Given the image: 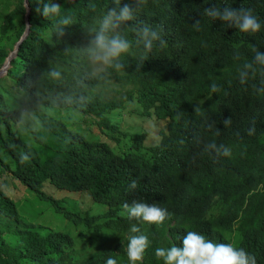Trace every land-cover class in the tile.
<instances>
[{"label":"trees","instance_id":"1","mask_svg":"<svg viewBox=\"0 0 264 264\" xmlns=\"http://www.w3.org/2000/svg\"><path fill=\"white\" fill-rule=\"evenodd\" d=\"M0 3V69L11 52L0 77V149L10 159H0V264H106L109 257L129 264L126 247L136 221L121 215V206L133 201L156 203L169 213L161 225L137 224L150 241L139 264H163L155 249L181 246L187 231L232 243L264 264V84L258 73L253 78L244 69L250 61L260 67L252 49L264 53V0H147L141 5L121 0V6L130 3L135 9L134 19L119 29L132 47L122 70L105 72H94L85 50L102 17L110 9L119 11L115 0ZM47 3L61 5L59 16L42 15ZM212 5L252 9L261 30L242 33L211 20L203 12ZM65 16L68 25L60 23ZM195 19L201 21L199 31L193 28ZM144 24L160 33L163 47L157 41L145 51L138 35ZM54 71L59 78L52 77ZM241 72H247L245 84ZM4 77L13 80L21 107L8 105ZM213 82L217 93L211 92ZM126 102L166 121L157 142L145 144L146 133L122 130L105 117L95 120L100 138L89 139L67 130L55 114H36V140L41 142L43 133L56 139L55 149L40 145L42 156L17 131L26 105L99 117ZM227 118L231 123L225 126ZM223 147L231 149L230 156L217 154ZM22 154L30 156L24 164ZM133 179L137 188L129 191ZM45 183L85 191L91 205L103 206L63 209L45 195ZM23 188L83 229L75 236L54 229L41 235L17 209L13 195ZM78 241L84 243L77 247Z\"/></svg>","mask_w":264,"mask_h":264},{"label":"clouds","instance_id":"2","mask_svg":"<svg viewBox=\"0 0 264 264\" xmlns=\"http://www.w3.org/2000/svg\"><path fill=\"white\" fill-rule=\"evenodd\" d=\"M115 2L119 7V11L115 8L110 9L107 14L102 17L98 29L95 30L94 38L90 41L85 50L94 72H105L110 68H114L117 71L122 70L124 68L122 59L129 54L132 47V42L126 38V36L122 35L119 29L122 25L134 19L135 9L130 3H123L121 6V0H115ZM135 2L137 5H141L145 4L147 0H135ZM36 11L39 13L40 8L38 7ZM60 11L61 5L59 3H47L44 4L42 15L45 18L59 16ZM203 15L213 21H223L224 25L227 27L236 28L242 33L255 34L261 30V23L250 8L218 7L212 5L204 9ZM60 23L68 25L71 23V20L65 16L61 19ZM200 25L201 21L195 19L193 28L199 31ZM138 35L143 42L146 52L152 50L154 42L159 41L160 46H164L165 42L161 39L160 33L148 24H144L143 27L138 30ZM252 51L255 54L254 63L258 64L260 67L259 69L254 68L253 62L250 61L244 64V69L251 70L253 78H255L258 73L261 77V83L264 84V53H261L255 47ZM10 55L11 52L7 57L8 60L4 67H7ZM51 75L54 78H59L60 73L54 71ZM245 76H247V72H241V84L247 82L244 79ZM210 87L212 93L220 91V88L215 82H213ZM23 121L24 116L22 115L21 123ZM230 123V118L224 120L225 126H228ZM123 130L127 131L124 128ZM252 134H254V128L249 131V135ZM213 147H215V145H213ZM217 154H222L225 157L230 156L231 149L223 147L222 152L218 150ZM19 160L21 164H24L30 160V156L28 154H22ZM136 188L137 181L133 179L130 181L128 189L132 191ZM121 208V215H126L130 221H136L129 229L131 234L128 236L126 254L129 264H139L150 246V241L147 235L141 233L137 224L161 225L168 218L169 213L166 208H162L156 203L148 204L140 201H133L131 204L124 203ZM71 210L78 211L74 208ZM70 234L75 236V234ZM155 257L162 260L163 264H256V258L243 248H238L232 243H214L212 240L206 239L204 235L196 231H187L182 238L181 246L173 245L167 248H156ZM106 264H117V260L109 257L106 260Z\"/></svg>","mask_w":264,"mask_h":264},{"label":"rangeland","instance_id":"3","mask_svg":"<svg viewBox=\"0 0 264 264\" xmlns=\"http://www.w3.org/2000/svg\"><path fill=\"white\" fill-rule=\"evenodd\" d=\"M1 5L2 4L0 3V6ZM1 44L2 42L0 45ZM4 47L8 48L9 45L7 44ZM8 64L9 63H7V67ZM7 67L1 68L0 77L6 75L5 71ZM2 82V85L6 88L5 98L8 105L12 108L17 106L18 108L21 107L22 96L15 88L13 80L8 77H4ZM36 114H55L56 116L54 117L58 118L67 130L71 132L76 131V133L89 139H96L97 137L100 138V135L95 132V120L97 118L100 119L105 117L111 122L117 123L122 130L124 128L130 132L146 133L145 144L155 143L158 141L159 130L163 129L162 126L165 125L166 122L165 120H156L153 116L146 114L142 107L135 102H126L125 106L114 108L99 117L84 114L75 109L52 111V109L42 107L33 109L32 107L26 105L21 110V116H24V121L22 123H17V131L19 135L38 152L40 145L43 143H46L50 146V148L55 149L56 139L53 135L45 136L43 133L41 142L36 140L34 132L39 128L37 123L38 116ZM101 131L105 133L106 130L101 129ZM49 153H51V151L47 154ZM41 155L43 156V154ZM0 159L4 163L10 162L9 156L2 149H0ZM43 191L45 192V195L58 200V204L56 206H62L63 209L71 210L74 208L77 210H87L93 206H103L94 202L91 205L92 200L88 195H84L88 194L85 191H68L59 189L50 183H45L43 185ZM14 193L15 195L13 196L16 197L14 201L16 202L19 214L26 222L33 224L35 230L39 233L44 234L52 228L54 230L70 232L77 235V233L83 229V227L80 226L74 230V226L71 222L65 219L61 213L56 212L47 199L40 198L36 193L26 188L17 190ZM83 243V241H78L76 246L79 247Z\"/></svg>","mask_w":264,"mask_h":264},{"label":"water","instance_id":"4","mask_svg":"<svg viewBox=\"0 0 264 264\" xmlns=\"http://www.w3.org/2000/svg\"><path fill=\"white\" fill-rule=\"evenodd\" d=\"M26 8H27V11H28V6H27V4H26ZM27 16L28 15H26V18H27ZM27 31H28V27H27V29L25 30V33H27ZM18 45V44H17ZM17 45H16V47H17ZM1 71V70H0Z\"/></svg>","mask_w":264,"mask_h":264}]
</instances>
